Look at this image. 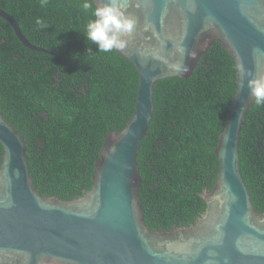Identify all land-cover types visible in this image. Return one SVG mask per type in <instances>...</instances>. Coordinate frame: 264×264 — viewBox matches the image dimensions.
I'll use <instances>...</instances> for the list:
<instances>
[{"label": "water", "instance_id": "1", "mask_svg": "<svg viewBox=\"0 0 264 264\" xmlns=\"http://www.w3.org/2000/svg\"><path fill=\"white\" fill-rule=\"evenodd\" d=\"M123 6L139 22L135 37L116 51L138 71L135 106L123 128L105 135L89 190L70 200L37 192L24 137L0 111V264H264V213L253 208L238 153L253 98L237 71L214 150V184L200 193L206 206L193 223L171 230L145 224L137 165L157 80L190 76L215 40L235 65L264 73V0H123ZM0 16L25 46L37 48L12 15L0 8Z\"/></svg>", "mask_w": 264, "mask_h": 264}, {"label": "trees", "instance_id": "2", "mask_svg": "<svg viewBox=\"0 0 264 264\" xmlns=\"http://www.w3.org/2000/svg\"><path fill=\"white\" fill-rule=\"evenodd\" d=\"M82 0H0L28 48L0 16V111L24 137L32 185L70 200L92 185L108 131L134 111L139 74L118 52L101 53L83 35ZM39 18L48 27L41 29ZM90 49V50H89ZM235 62L217 40L190 76L153 86L154 110L137 151L145 224L171 230L204 211L200 195L217 173L215 148L236 91ZM3 148L0 144V163ZM239 164L255 211L264 213V105L252 106L238 140Z\"/></svg>", "mask_w": 264, "mask_h": 264}, {"label": "clouds", "instance_id": "3", "mask_svg": "<svg viewBox=\"0 0 264 264\" xmlns=\"http://www.w3.org/2000/svg\"><path fill=\"white\" fill-rule=\"evenodd\" d=\"M40 4L44 7L48 4V0H40ZM80 7L84 13H90L83 35L87 42L97 46L99 52L123 51L135 37L138 30V17L136 13L126 10L123 0H102L99 3L96 0H82ZM35 23L41 29L48 27L39 18ZM170 67L179 69L178 65ZM183 70L186 71V67ZM234 70L240 74L242 81L246 79L254 104L264 105V73L252 75L241 64H236Z\"/></svg>", "mask_w": 264, "mask_h": 264}]
</instances>
